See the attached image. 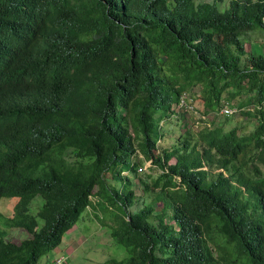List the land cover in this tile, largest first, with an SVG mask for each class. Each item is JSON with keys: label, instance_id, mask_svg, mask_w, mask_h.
I'll use <instances>...</instances> for the list:
<instances>
[{"label": "trees", "instance_id": "1", "mask_svg": "<svg viewBox=\"0 0 264 264\" xmlns=\"http://www.w3.org/2000/svg\"><path fill=\"white\" fill-rule=\"evenodd\" d=\"M224 1L0 0V200L32 236L1 230L0 264H38L97 206L130 253L104 264H264V54L244 41L264 0ZM196 87L220 123L189 118Z\"/></svg>", "mask_w": 264, "mask_h": 264}, {"label": "rangeland", "instance_id": "2", "mask_svg": "<svg viewBox=\"0 0 264 264\" xmlns=\"http://www.w3.org/2000/svg\"><path fill=\"white\" fill-rule=\"evenodd\" d=\"M212 1L213 0H196L197 3H211ZM230 2L231 0H225L221 3L223 10L228 7ZM249 33L252 35H247L244 38V41H246V49L249 50L253 48L264 54V32L257 29ZM189 93L191 96L195 97V104L191 103L194 107H189V118L194 117L196 121L202 119L209 123L215 121L217 124L223 120L221 119L222 117L215 115L203 118L202 113L198 112V110H203V104L198 101L200 87L190 90ZM188 121L192 131L197 130L198 123L192 126L190 119H188ZM231 121L230 124L226 125L225 131H230L237 127L243 129V133L247 136L253 132L256 125L254 121L236 114L233 115ZM180 123L177 124L173 121L167 125L168 130L165 134L166 147L172 148L176 144L177 138L183 134V125ZM174 162L173 160L170 163L173 164ZM149 166H151V164L146 163L144 169L154 174L156 172L155 168ZM259 168L263 170L262 166H259ZM142 175L144 176L143 173ZM135 185L137 186V181H135ZM135 192L138 195L140 194V190L137 188ZM17 201V198H4L0 200V231L5 230L7 232L5 236L6 241L16 244L32 237L26 230L21 228H8L7 226V221L15 215V205ZM44 202L45 200L42 196H37L30 206L31 215H37ZM112 215L113 211L103 212L99 206H97V209L88 208L81 215L79 221L74 225V228L64 236L62 243L48 255L42 257L38 264H55L60 258L66 259L65 264H104L111 259L127 261L130 257L129 250L117 244L111 236L110 225H112Z\"/></svg>", "mask_w": 264, "mask_h": 264}, {"label": "built area", "instance_id": "3", "mask_svg": "<svg viewBox=\"0 0 264 264\" xmlns=\"http://www.w3.org/2000/svg\"><path fill=\"white\" fill-rule=\"evenodd\" d=\"M181 105H184V102H181ZM185 106V105H184ZM189 109V108H188ZM221 113L225 116H233L234 114H236V109H232L230 108L228 105L225 106V108L221 111ZM66 259L64 258H60L58 259L55 264H65Z\"/></svg>", "mask_w": 264, "mask_h": 264}]
</instances>
